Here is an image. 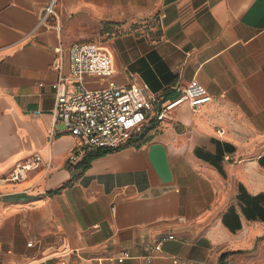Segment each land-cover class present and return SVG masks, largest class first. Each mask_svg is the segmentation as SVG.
<instances>
[{
    "label": "crops",
    "instance_id": "crops-1",
    "mask_svg": "<svg viewBox=\"0 0 264 264\" xmlns=\"http://www.w3.org/2000/svg\"><path fill=\"white\" fill-rule=\"evenodd\" d=\"M50 2L0 0V264H264V0H57L60 31L38 27ZM98 40L117 84L165 101L196 79L212 99L85 167L94 152L54 123L53 62L63 45L68 74L69 47Z\"/></svg>",
    "mask_w": 264,
    "mask_h": 264
},
{
    "label": "built area",
    "instance_id": "built-area-1",
    "mask_svg": "<svg viewBox=\"0 0 264 264\" xmlns=\"http://www.w3.org/2000/svg\"><path fill=\"white\" fill-rule=\"evenodd\" d=\"M56 3L57 0H51L43 8L38 27L61 30ZM55 52L53 66L59 75L52 84L56 97L54 123L62 122L67 131L78 137L81 145L92 152L124 148L150 124L169 118L178 106L188 103L197 108L212 99L208 90L196 79L182 88L178 97L165 101L159 94L148 90L145 83L117 84L111 80L116 71L113 53L102 42L73 43L69 47L68 74L64 73L63 45H58ZM87 76L106 78L110 82L105 87L90 89L85 85ZM78 157V152L74 150L69 161L75 163ZM40 159L36 156L33 161L18 165L11 173V179L25 178L27 171L37 166ZM161 247L162 241L154 245L155 250H161ZM127 255L128 252L124 251L116 259L123 262ZM152 257L148 256L149 262Z\"/></svg>",
    "mask_w": 264,
    "mask_h": 264
},
{
    "label": "water",
    "instance_id": "water-1",
    "mask_svg": "<svg viewBox=\"0 0 264 264\" xmlns=\"http://www.w3.org/2000/svg\"><path fill=\"white\" fill-rule=\"evenodd\" d=\"M148 154L155 171L158 173L161 179L165 182L171 181L172 170L170 167L166 147L159 142H154L149 145Z\"/></svg>",
    "mask_w": 264,
    "mask_h": 264
},
{
    "label": "trees",
    "instance_id": "trees-1",
    "mask_svg": "<svg viewBox=\"0 0 264 264\" xmlns=\"http://www.w3.org/2000/svg\"><path fill=\"white\" fill-rule=\"evenodd\" d=\"M145 135V130L143 133H141L137 138H136V142L137 141H140L143 139ZM111 152V151H110ZM105 153H108V152H103V151H97V152H94L91 156L87 155L86 158L84 159V166L87 167L89 164H90V161L94 158V156H98V155H103Z\"/></svg>",
    "mask_w": 264,
    "mask_h": 264
},
{
    "label": "rangeland",
    "instance_id": "rangeland-1",
    "mask_svg": "<svg viewBox=\"0 0 264 264\" xmlns=\"http://www.w3.org/2000/svg\"><path fill=\"white\" fill-rule=\"evenodd\" d=\"M98 41L100 42V41H103V40H98Z\"/></svg>",
    "mask_w": 264,
    "mask_h": 264
}]
</instances>
